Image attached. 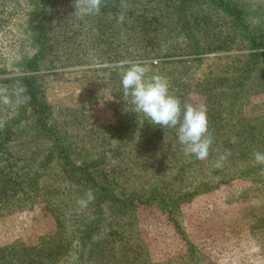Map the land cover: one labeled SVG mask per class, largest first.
<instances>
[{"label": "rangeland", "instance_id": "1", "mask_svg": "<svg viewBox=\"0 0 264 264\" xmlns=\"http://www.w3.org/2000/svg\"><path fill=\"white\" fill-rule=\"evenodd\" d=\"M245 1L264 9V0ZM4 2L0 81L10 79L16 84L19 77L35 73L25 66L35 51L32 42L35 32L30 20L35 0ZM117 4L116 15L105 5L98 15L83 21L77 20L73 13V0H52L49 6L48 36L52 52L60 55V59L48 63L36 74L40 95L53 108L51 112L58 125L65 127L73 136L71 139L79 138L81 146L84 143L94 148L102 141L101 137L100 141L96 139L100 133L111 134L112 128L107 126L121 128L126 115L133 112V105L113 97L103 85L107 71L117 61L128 60L146 64L151 69L150 75L165 76L164 72L172 71L173 84L183 96L182 106L206 105L212 135L220 126L217 124L225 123L227 112L220 107L216 96L209 98L200 88L205 89V84L216 88L219 82L224 84L225 77L235 78L241 72V63L252 53L264 55V47H250L242 40L245 37L239 34L231 16L222 10H213L203 0H188L182 8L178 0H119ZM121 13L125 19L119 23L117 16ZM183 15L199 20L198 29L193 26L194 40L184 35L185 27L178 23ZM205 20L207 25L203 24ZM256 20L253 16V21ZM196 47L199 48L194 51ZM104 50L116 52L118 56L101 53ZM257 67L264 73L263 65ZM262 88L260 81L257 92L240 100L242 113L234 130L250 122L254 132L249 139L250 130L245 132L244 144L263 146ZM111 139L112 145H116L117 141ZM135 156L126 152L116 160L121 166L118 178L124 179L128 188L140 183L144 190L154 188L161 180H171L192 159L184 155L176 131L163 128L145 151ZM48 168L50 175L46 176V184L54 183L59 191L66 188L67 183L61 180L64 172L56 161L49 163ZM247 186L234 181L197 193L172 218L156 205L137 203L139 234L152 264H233V261L251 264L244 253L245 243L255 241L264 249V187ZM63 201L71 206L77 203L71 195L64 196ZM69 228L68 221L56 220L45 204L37 203L31 209L0 218V247L5 248L13 264H31L30 257L38 264L53 259L61 262L68 254ZM26 247H32L33 253L25 251ZM190 247L193 249L189 252ZM259 258L264 261V251Z\"/></svg>", "mask_w": 264, "mask_h": 264}, {"label": "trees", "instance_id": "2", "mask_svg": "<svg viewBox=\"0 0 264 264\" xmlns=\"http://www.w3.org/2000/svg\"><path fill=\"white\" fill-rule=\"evenodd\" d=\"M118 1L106 0L103 6L109 5L116 15ZM187 1L178 0V3L182 8ZM203 1L213 10H222L230 15L239 34L245 37L242 40L250 47H264L261 42L264 41V9L245 0ZM51 2L35 0V10L30 14L35 32L32 38L35 51L26 60L25 66L35 73L19 77L16 84L10 79L0 81V89L9 99L7 104L0 103V218L43 203L52 217L58 221H68L70 225L67 257L61 262L48 259L45 264H152L139 234L137 203L156 205L172 218L174 212H178L180 206L197 193L215 190L220 185L236 181L251 188L264 187V176L259 175L260 166L253 159L255 151L264 152V142L263 146L244 144L242 138L246 131L250 130L248 139L254 135L250 122L246 123L247 126L242 123L239 129L234 130L242 113L240 100L257 92L260 81L264 87L262 68H256L258 65L264 66V55L250 54L241 63V72L236 73L235 78L225 77L223 85L219 82L216 88H209L207 84L204 85L205 89L200 88L203 95L209 98L216 96L220 107L227 112L225 123L217 124L220 126L212 132L213 145L207 160L197 161L192 157L174 178L161 180L154 188L144 190L137 181L134 188L133 184L128 188L125 180L118 178L121 166L116 164V160L123 158L126 152L136 157L145 151L148 143L159 136L161 127L151 126L143 115L132 112L126 115L127 120L121 128L107 126L112 128L111 134L100 133L96 139L101 137L102 141L99 140V145L94 148V145L86 147L84 143L81 146L79 138L71 139L73 136L68 134L65 127L58 125L51 112L53 108L40 95L36 74L48 63L60 59V55L52 52L47 30ZM4 7V0H0V27L5 22L2 17ZM253 16L257 18L256 21H253ZM198 21L184 15L179 18L178 23L185 27L184 35L188 39L194 40L193 26ZM203 24L207 25L208 21L205 20ZM103 52L118 56L116 52ZM107 73L103 87L113 97L121 99L119 70L112 68ZM171 74L172 71L164 72L170 84L169 91H174L173 94L182 100L183 96L178 94ZM212 102L216 103V100ZM232 137H236L234 144L230 143ZM111 138L117 141L116 145H112ZM222 155H227L224 166L214 168L213 165ZM55 161L64 172L61 180L68 185L60 191L57 185H47L45 181L46 176L50 175L48 164ZM89 189L94 192L95 199L86 209L79 208L77 203L71 206L68 201H63L64 196L71 195L76 202ZM192 249L190 247L189 252ZM24 250L30 254L34 251L32 247ZM29 263L38 264L33 257H30ZM0 264H13L3 247H0Z\"/></svg>", "mask_w": 264, "mask_h": 264}, {"label": "clouds", "instance_id": "3", "mask_svg": "<svg viewBox=\"0 0 264 264\" xmlns=\"http://www.w3.org/2000/svg\"><path fill=\"white\" fill-rule=\"evenodd\" d=\"M105 3L106 0H73V13L77 20L83 21L88 16L98 15ZM124 19L123 13L117 16L119 23ZM113 67L119 70L121 76L122 99L133 105V112L143 115L152 125L174 129L185 156L193 157L197 161L208 159L213 137L209 132L206 105L182 106L181 100L170 93L168 79L160 74L150 75L151 69L146 64L120 60ZM0 103H9L3 89H0ZM236 142V137H232L230 143ZM253 159L260 166L259 175L264 176V152L255 151ZM226 160L227 155H222L213 167L222 168ZM94 199V192L89 189L77 200V205L86 209ZM262 251V246L255 241L246 242L244 245V253L250 258L251 264H264L259 258Z\"/></svg>", "mask_w": 264, "mask_h": 264}]
</instances>
